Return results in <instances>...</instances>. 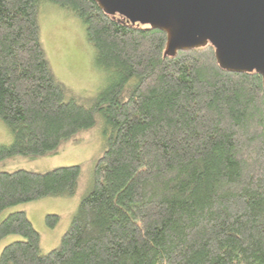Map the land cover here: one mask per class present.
I'll return each mask as SVG.
<instances>
[{
	"label": "trees",
	"instance_id": "16d2710c",
	"mask_svg": "<svg viewBox=\"0 0 264 264\" xmlns=\"http://www.w3.org/2000/svg\"><path fill=\"white\" fill-rule=\"evenodd\" d=\"M43 1L85 27L105 72L77 98L40 40ZM166 34L94 0H0V160L45 155L98 127L92 178L57 247L22 210L0 219V264H264V105L255 71L221 69L210 43L164 55ZM79 165L0 171V213L74 194ZM54 226L57 214H47Z\"/></svg>",
	"mask_w": 264,
	"mask_h": 264
},
{
	"label": "rangeland",
	"instance_id": "374dc122",
	"mask_svg": "<svg viewBox=\"0 0 264 264\" xmlns=\"http://www.w3.org/2000/svg\"><path fill=\"white\" fill-rule=\"evenodd\" d=\"M40 40L54 74L81 99L94 95L104 84L105 72L93 61V48L85 37L83 23L65 8L43 1L38 14ZM10 133L0 120V144L8 143ZM102 132L98 127L83 129L62 142L55 151L45 155H13L0 160V171L25 169L43 172L57 166L79 165L80 173L73 195L47 196L21 202L0 213V219L11 211L22 210L39 233V250L46 253L57 247L69 226L92 178L94 159L101 149ZM47 214H57L54 226L46 224ZM21 237L10 234L0 239L2 248Z\"/></svg>",
	"mask_w": 264,
	"mask_h": 264
},
{
	"label": "water",
	"instance_id": "95a60500",
	"mask_svg": "<svg viewBox=\"0 0 264 264\" xmlns=\"http://www.w3.org/2000/svg\"><path fill=\"white\" fill-rule=\"evenodd\" d=\"M106 14L166 34L164 55L210 43L221 69L255 71L264 105V0H94Z\"/></svg>",
	"mask_w": 264,
	"mask_h": 264
}]
</instances>
